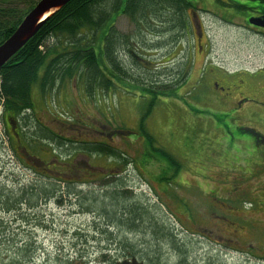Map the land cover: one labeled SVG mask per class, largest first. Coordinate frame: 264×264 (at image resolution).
<instances>
[{
  "label": "rangeland",
  "instance_id": "1",
  "mask_svg": "<svg viewBox=\"0 0 264 264\" xmlns=\"http://www.w3.org/2000/svg\"><path fill=\"white\" fill-rule=\"evenodd\" d=\"M197 6L195 11L204 24L213 61L229 70H264V36L242 26L245 23L242 17L250 16L247 13L250 7H261L258 2L205 0L206 12H199L200 5ZM115 23L123 33H132L133 25L125 15L119 16ZM52 42L54 39L48 41ZM136 54L153 63H142L145 70L147 66L157 73L171 70L170 75L158 78L171 88H158L166 90V94L158 97L157 104L143 120L151 141L140 127L151 97L133 84L118 81L113 90L94 98L87 95L82 82L67 81L48 97L49 109L37 88H33V96L37 94L38 99L36 116H42L46 110L42 121L46 128L61 130L62 135L69 134L71 138L79 134L87 138L81 140L106 142L123 152L128 162L107 155L90 157L94 171L102 169L107 174L86 173L83 178L59 180L64 191H80V198L64 197L62 203L52 198L47 202L39 199L34 213L23 205L20 211L31 214L26 221L22 222L14 211L0 210V264H11L10 259L17 255V244L24 242L36 249L27 258L32 264H102L106 259L122 261L126 256L145 259L149 264H177L182 252L200 262L264 264V202H242L233 193L227 194L232 191V184L260 182L264 156L259 147L251 141L229 139L227 136L235 129L232 124L205 122L215 112L203 110L198 115L192 110V104L197 103L199 96L202 98L204 91L191 94L187 87L179 85L189 55L186 44L178 45L166 63L163 62L168 58L160 59L163 47L155 52L138 49ZM201 65L199 57L195 76ZM35 143L34 155L47 148L52 152L46 156L47 160L62 159L77 164L86 158L80 156L83 152L60 149L47 139ZM41 173L24 158L13 155L7 146L0 152V187L6 191H21L52 178ZM117 186L119 190L128 189L130 198L136 202H111L110 193ZM93 194H103V202L88 201L87 195ZM129 203L135 204L141 213L134 228L126 220L121 223L112 217ZM227 206L235 208L236 214L231 217L237 224L234 228L218 224ZM100 213L111 217L103 219V232L98 225L102 222L95 220ZM110 222L112 226L106 228ZM202 232L206 234L202 236ZM216 234L241 235L239 238L244 239L250 253L227 252L217 243Z\"/></svg>",
  "mask_w": 264,
  "mask_h": 264
},
{
  "label": "trees",
  "instance_id": "2",
  "mask_svg": "<svg viewBox=\"0 0 264 264\" xmlns=\"http://www.w3.org/2000/svg\"><path fill=\"white\" fill-rule=\"evenodd\" d=\"M38 1L0 0V44L14 33ZM252 1H257L264 12V0ZM188 7L186 0H71L65 4L0 69V152L7 146L13 155L18 156L17 150L21 145L26 144L33 151L32 148L37 144L35 142L47 139L60 149L73 148L71 152L80 151L89 157L107 155L128 162L123 152L106 142L81 140L84 136L78 133L71 138L69 134L62 135L61 130H50L42 125L36 116L38 99H35L37 94L33 96V88H37L41 99L45 101L47 96L52 95L67 81L82 82L87 95L94 98L95 95L98 97L103 92L113 90L118 81L133 84L143 94L151 97L140 122L141 129L151 141L152 137L144 130L143 120L157 104L158 97L166 94V90L158 88H171L169 84L160 83L158 80L161 76L170 75L171 70L157 73L150 71L149 66L145 70L146 65L142 63L149 65V62L140 59L136 51L143 48L158 51L164 48L163 41L153 43L154 39L149 35L153 31L170 35V49H176L177 42L182 36H186V25L191 23ZM122 15L133 25L131 34H125L116 27V19ZM50 39H54V42L49 44ZM180 78L181 76L179 84ZM6 118L14 126H18V131L11 124L9 131ZM59 180L64 179L52 177L42 180L37 186L31 185L16 192L0 187V210L14 211L16 217H22L23 222L31 215L20 211L23 205H28V209L32 208L34 213L33 208L39 199L47 202L52 198L62 203L65 201L64 197L80 198V191H64ZM119 188L120 186L113 188L110 193L111 202H136L130 198L131 192L128 189ZM87 200L103 202V194L87 195ZM120 209L112 217L121 223L126 220L132 228L137 227L141 219L139 208L129 203L128 207L125 205ZM105 218L109 220L111 217L109 214L100 213L95 218L102 222L98 224L102 227V232ZM111 226V222L106 224V228ZM13 243L17 244L14 241ZM15 250L17 255L10 259L11 264H32L27 259L36 250L31 243H18ZM180 256L179 259H182L186 254L182 252Z\"/></svg>",
  "mask_w": 264,
  "mask_h": 264
},
{
  "label": "flooded vegetation",
  "instance_id": "3",
  "mask_svg": "<svg viewBox=\"0 0 264 264\" xmlns=\"http://www.w3.org/2000/svg\"><path fill=\"white\" fill-rule=\"evenodd\" d=\"M203 1L205 0H186L189 5L187 12L190 15L191 23L190 25H186V36H182L176 45L186 44L189 55L187 56V66L181 75L179 85L187 87L188 93L191 94L200 89L204 91L202 98L199 96L197 98V103L191 104L194 106L192 107V110L198 115H201L203 110L215 112V116L210 114V117L206 118L205 122H210L212 124L226 122V124H232L235 128L234 132L229 134L227 137L233 141H251L252 144H256L259 147L258 151L264 156V70H229L219 64V62L212 60L209 56L210 42L208 40L204 24L202 19L200 20V17H197V13L195 11V8L198 7L197 5H200L199 12L208 11V9L203 6ZM226 1L230 2V0ZM247 13L250 14V16L242 17L245 22L242 26L264 36V28L254 26L248 22L249 17L261 16L264 14L262 7H250V9L247 10ZM165 34L167 33H156L153 31L149 35L152 39L159 38L164 42V54L160 56V59L168 58V62L170 61L169 56L173 51L170 49L171 44L168 41L170 35L168 36ZM154 42L155 41L153 40V43ZM150 50L153 52L157 51V49L151 48ZM199 57H202V65L198 74L195 76L194 68ZM148 62L149 64H153L149 60ZM43 104L46 109H49L50 102L48 100V96L47 99L43 101ZM45 113L46 110L43 111L42 116H38V121L42 125H44L42 121L45 118ZM6 122L7 126L11 130V125L7 121V118ZM15 129L18 131V126H15ZM97 131L99 134H103L102 130L99 129ZM222 136L224 138V135ZM227 137L225 136L226 139ZM50 153L52 152L49 148L41 150V153L38 155H41L43 158L39 159L37 157L38 155H34L32 150H30L26 144L21 145V148L17 150V155L20 158H24L26 163L31 168L36 169V171L41 170V174L44 176L61 179L72 176H75L76 178H83L85 176L83 174L86 173H100L98 171H94L95 167L91 164V158L85 153L80 154V156L86 157L84 162H78L77 164H75V161L68 162L62 159L47 160L48 158H46V156ZM32 158L39 159L37 160L39 164H36L34 160H30ZM105 174L103 173V175ZM256 181L257 182L255 183L251 180L244 181L239 185L232 184V191L227 192V194L233 193L237 198L236 200L240 199L242 202H264V173L260 178V182L259 180ZM255 191L257 193H255ZM244 197H246L247 200H242ZM224 212V217H222V221H219L218 224H225L227 226H232V228H234L235 225L236 227L237 224H235V220L231 218L236 214L235 208L227 206V209H225ZM194 234L195 233H192V235ZM205 234V232L201 233L202 236ZM211 234L208 233V235ZM240 236L241 235L225 237L224 235L216 234L215 237L217 238V243L222 245L224 250L227 252L232 251L243 254L245 251H248V249L246 243L243 241L244 239L239 238ZM120 260L121 259L119 258L111 261L106 259V262H103L102 264H149L145 259H139L134 256H126L122 259V261ZM177 264L214 263H209V260L207 262H204V260L200 262L196 258L185 256L184 258L179 259Z\"/></svg>",
  "mask_w": 264,
  "mask_h": 264
},
{
  "label": "water",
  "instance_id": "4",
  "mask_svg": "<svg viewBox=\"0 0 264 264\" xmlns=\"http://www.w3.org/2000/svg\"><path fill=\"white\" fill-rule=\"evenodd\" d=\"M69 1L71 0H39L26 14L14 33L0 44V69L36 34L38 29L51 15ZM248 22L254 26L264 28V14L252 16L248 19ZM9 123L13 125L10 119ZM35 163L39 164L38 162ZM97 170L105 173L102 169Z\"/></svg>",
  "mask_w": 264,
  "mask_h": 264
},
{
  "label": "bare ground",
  "instance_id": "5",
  "mask_svg": "<svg viewBox=\"0 0 264 264\" xmlns=\"http://www.w3.org/2000/svg\"><path fill=\"white\" fill-rule=\"evenodd\" d=\"M64 201V200H63Z\"/></svg>",
  "mask_w": 264,
  "mask_h": 264
}]
</instances>
